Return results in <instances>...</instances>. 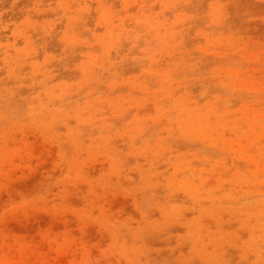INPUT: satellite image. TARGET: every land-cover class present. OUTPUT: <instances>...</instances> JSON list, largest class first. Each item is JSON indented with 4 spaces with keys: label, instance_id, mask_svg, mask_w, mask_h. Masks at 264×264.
<instances>
[{
    "label": "rangeland",
    "instance_id": "obj_1",
    "mask_svg": "<svg viewBox=\"0 0 264 264\" xmlns=\"http://www.w3.org/2000/svg\"><path fill=\"white\" fill-rule=\"evenodd\" d=\"M0 264H264V0H0Z\"/></svg>",
    "mask_w": 264,
    "mask_h": 264
}]
</instances>
